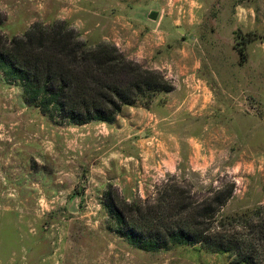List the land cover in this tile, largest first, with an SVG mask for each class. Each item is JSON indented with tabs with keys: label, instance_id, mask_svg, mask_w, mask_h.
Segmentation results:
<instances>
[{
	"label": "rangeland",
	"instance_id": "rangeland-1",
	"mask_svg": "<svg viewBox=\"0 0 264 264\" xmlns=\"http://www.w3.org/2000/svg\"><path fill=\"white\" fill-rule=\"evenodd\" d=\"M47 1L9 0L7 16L0 10L5 19L1 31L9 39L22 36L36 16L45 25L65 22L95 46L115 44L108 29L112 18L114 23L129 22L132 42L122 45L121 52L173 82L177 92L158 94L159 106L171 96L183 109L170 126L172 140H158L152 131L146 160L127 152L136 147L124 148L116 134L115 153L125 152L135 160L115 164L116 180L99 192L93 173L106 152V140L97 139V158L92 135L84 138L68 131L66 141L77 151L64 153L60 160L37 159L38 143L44 139L29 129L44 120L64 128L71 124L42 115L25 102L22 89L0 73V264H234L233 256L200 245L157 252L134 248L116 233L105 194L112 187L121 200L152 201L163 185L176 179L199 200L234 184L223 215L264 204V0ZM152 11L159 12L156 21L149 18ZM249 32L260 37L247 44L243 59L239 34ZM122 34L116 29L117 36ZM137 105L144 108V101ZM17 118L23 123L22 134L11 125ZM117 118L110 125H116ZM166 152L176 161L173 174L156 169H167ZM74 202L77 213L69 211Z\"/></svg>",
	"mask_w": 264,
	"mask_h": 264
},
{
	"label": "trees",
	"instance_id": "trees-1",
	"mask_svg": "<svg viewBox=\"0 0 264 264\" xmlns=\"http://www.w3.org/2000/svg\"><path fill=\"white\" fill-rule=\"evenodd\" d=\"M4 20L0 12V73L51 121L110 124L124 107L143 100L149 109L158 94L174 91L163 72L141 66L113 43L88 45L65 22L35 23L9 39L1 31ZM258 37L239 34L243 59L247 44ZM234 191V184H227L199 200L191 188L172 179L154 200L128 202L110 187L105 209L116 233L139 250L200 245L233 256L234 264H264V204L223 215Z\"/></svg>",
	"mask_w": 264,
	"mask_h": 264
},
{
	"label": "crops",
	"instance_id": "crops-1",
	"mask_svg": "<svg viewBox=\"0 0 264 264\" xmlns=\"http://www.w3.org/2000/svg\"><path fill=\"white\" fill-rule=\"evenodd\" d=\"M15 1L16 3H19V0H15ZM8 2L9 0H0L1 11L6 12V10H9ZM38 11H39L38 14L42 15L41 11L40 10ZM6 16H7V12H6ZM58 19L60 18L57 17L56 20ZM98 20L99 18H95L94 21L96 25L99 26L100 24H98ZM7 21L8 19L6 20V23ZM40 21L41 20L38 17L36 16L32 17V19L29 21L27 25L26 30L29 29L35 23H41ZM117 22H120V25H122V27L119 26L120 27L119 28L118 26H116ZM122 22L123 23H121V20H118L114 23V19L112 18V20L109 22L111 27L108 28L109 35H112V41L119 49L122 45L124 46L125 43L132 42L131 41L132 36L128 37V34L130 32L129 29L131 27L130 23L124 21ZM116 29H118L120 32H123V34L120 35V37L116 35ZM21 34L22 33H18L17 36H20ZM176 92L177 89L174 90L172 93L174 94ZM157 99L158 98L156 97L149 109L143 108L142 106L139 105L124 107L122 109V112L117 118L118 123L116 125L93 122L83 126L70 125V128H64L65 126H59L58 124H54L48 120L38 122L36 128L32 126V128H30L29 130L31 131V134L39 137L41 136V138L46 140V142H44L43 140V142L38 143L39 152L38 154H36L37 155L36 157L37 159L38 158L44 159L46 161H51L54 160L55 158L60 160V156H62L64 153L69 151L73 153L74 151H77V148L73 146V143L71 144V146H69L70 144L67 143L66 141L69 135L67 134L68 131L71 133H77L79 137L83 136L84 138H87L88 135H92L91 137V144H93L92 149L94 151L93 153H95L97 158L99 156V151H100V147L99 144L97 143L98 141L97 139L98 138L105 139L106 152L103 154L104 157H100L102 159L101 164L95 170V173H93V177L96 178V180L95 179L93 180L94 183H96L95 185L97 186L96 191L104 192L106 182L116 180V177L114 176L115 164H118V162L122 164L130 160L132 161L135 160L133 156L131 157L128 156V158H126L125 155L127 153L125 152H120L117 154L115 153V147L113 146V141L115 140L114 137L116 134L118 135V140L122 143V145L126 146L124 148H127L128 146L136 147L135 149L132 148L130 151L127 150V152L133 153L135 157L137 156L144 157V160H146L147 155L149 153V149L146 148V144L151 139L152 131L155 132L156 138L158 140L166 141L167 138H169L170 140L173 139L172 128L170 126L178 118L179 109H183V106L172 103L171 96H168V102L161 106L157 104ZM23 112L24 110L20 111L19 115L23 114ZM19 121H20L19 118H17V121L11 125L13 128H17L18 134H22L21 132L23 131L22 130L23 123L21 122L19 123ZM167 128H171L169 132H167L168 130ZM137 136H139L140 139H137L136 138ZM18 137L19 136H17L16 139ZM76 140H80V139H76ZM158 142L159 144L162 143L160 141ZM165 154H166L165 157L166 159H164V163L166 164L165 167H167V169L163 170L164 168H162L161 165L156 167V169L158 170V172H160V174L163 171L164 173L173 174L177 170L176 161L174 160L172 155H169L168 152H166ZM120 155L122 156V158L119 157ZM170 160L173 162L172 164L170 163ZM117 180L121 182L120 178H118Z\"/></svg>",
	"mask_w": 264,
	"mask_h": 264
},
{
	"label": "water",
	"instance_id": "water-1",
	"mask_svg": "<svg viewBox=\"0 0 264 264\" xmlns=\"http://www.w3.org/2000/svg\"><path fill=\"white\" fill-rule=\"evenodd\" d=\"M159 17V12L157 11H152L150 14H149V18L153 21H156ZM69 211L72 212V213H77L79 212V208H78V203L77 202H74L71 207L69 208Z\"/></svg>",
	"mask_w": 264,
	"mask_h": 264
}]
</instances>
